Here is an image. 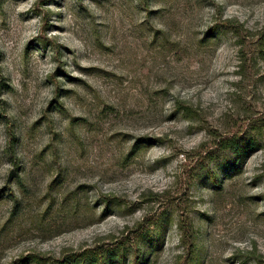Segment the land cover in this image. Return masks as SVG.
I'll use <instances>...</instances> for the list:
<instances>
[{
  "label": "rangeland",
  "instance_id": "rangeland-1",
  "mask_svg": "<svg viewBox=\"0 0 264 264\" xmlns=\"http://www.w3.org/2000/svg\"><path fill=\"white\" fill-rule=\"evenodd\" d=\"M0 264H264V0H0Z\"/></svg>",
  "mask_w": 264,
  "mask_h": 264
}]
</instances>
